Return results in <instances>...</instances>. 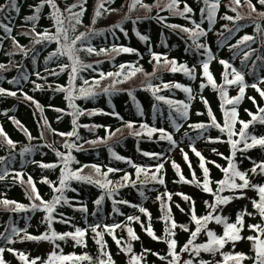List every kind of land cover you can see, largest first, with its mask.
<instances>
[{"label":"trees","instance_id":"16d2710c","mask_svg":"<svg viewBox=\"0 0 264 264\" xmlns=\"http://www.w3.org/2000/svg\"><path fill=\"white\" fill-rule=\"evenodd\" d=\"M101 2L55 0L62 18L81 12L79 5H83L79 23L75 19H64L68 40L65 41L61 34L59 43L36 35L45 31L56 33L51 5L45 4L41 8L39 19L35 22H26L25 17L34 14L41 0H17L19 12L10 7L0 12V23L12 29L9 33L0 28V65L4 66L0 68V88L6 93H16L15 96L0 94V127L15 144L14 147L8 145L0 136V176L4 177L0 179V201H15L27 208L26 211H12L11 205L5 207L0 204V248L5 249L2 254L5 264H25L18 253L28 257V264L36 258H39L37 264H45L53 251L91 258L67 261L65 264H98L100 260H105L107 264L108 257L102 254L90 227L93 225H100L97 231L103 233L104 252L111 256L113 264H131L134 255L141 257L139 264H169L173 260L169 254V239L176 240L178 264L189 260L192 264H201L202 261L206 264H225V255L238 254H243L244 258L228 260L226 264H255V241L248 237L264 239V236L250 229L249 225L264 227V218L253 206L254 200L259 201V194L251 185H264V174L259 169L253 173L251 169L256 163L264 162V147L237 151L232 158L229 137L221 128L224 127L225 112L230 111L233 105L223 103L220 86H224L228 98H234L239 94L240 85L226 84L224 74L227 72L228 79H234L232 71L235 69L244 77L247 87L243 99L236 105L238 116L234 131L238 133L242 128L239 121H250L248 113L258 114V107H264V97L251 87L256 84L264 89V16L261 15L264 4L251 0L255 7L253 11L248 0H240L239 4L233 3V0H209V3L218 2L214 20L210 22L207 13L201 12L207 7L203 0H177L173 9L167 7L171 0H103L101 15L96 16ZM8 3L9 0H0V5ZM73 4L78 6L72 8V13L66 11ZM185 6L193 11L181 15ZM196 24L200 25V29H196ZM33 27L35 33L32 32ZM183 28L190 31H182ZM193 31H202L206 35L194 38ZM82 33L86 35L76 41L77 55L83 65L91 67L80 70L72 82L76 91L70 103L66 99L68 93L58 89L69 88L71 70H62V67L70 65L71 61L59 53L62 45L70 44ZM140 36L148 37L147 41L141 40ZM244 37L251 39L245 40ZM38 38L42 39L41 43H35ZM89 47L95 51H86ZM121 48L135 51L122 52L119 51ZM153 54L161 57L159 63ZM210 56L212 59H209ZM164 58L175 60L178 69L181 65L187 66L193 70L192 75L183 70L170 71ZM222 60L230 67L221 64ZM205 62L209 63L216 88L203 74ZM121 65L125 67L121 69ZM132 66L142 71L129 75ZM177 84L182 87H176ZM80 88L94 94L85 98L78 91ZM184 88L191 89V92H185ZM105 89L108 91L105 92ZM157 96L164 99L158 100ZM183 104L189 106L186 116L182 115ZM209 109L220 127L213 126ZM14 121H19V125ZM128 124L132 127L129 128ZM199 124L206 127H194ZM143 125L163 129L175 143L161 139L159 131L149 136ZM73 131L76 132L74 136L61 135ZM245 131L264 137V124H250ZM137 132L140 135H136ZM232 139H239V136ZM26 147L31 151L25 152ZM243 147V143L238 145V148ZM193 148L204 157L212 192L202 189L204 172L200 167L201 159ZM57 153L63 154V158ZM113 153L124 159H116ZM68 156L72 157L67 161L71 172L81 170L80 175L90 176L101 184L111 182L104 188L97 183L70 179L63 191L67 202L62 200L55 207L51 227L57 233L86 229L84 243L77 245L71 239L55 243L27 240L23 239L24 231H20L19 235L13 234V228L26 230L33 236H40L49 230L48 214L43 210L41 200L50 202L54 196L60 195L54 189L60 186L62 174H66L65 159ZM230 160L239 171L247 174L250 186L235 191L225 189L219 193L224 197L243 198H234L227 204L219 205L214 215L227 217L228 223H235L239 213H251L244 216V227L240 232L243 238L227 242L215 253L201 251L196 255L191 250L192 246L189 251H184V245L196 229L192 220L193 211L197 218L211 212L209 205L215 204L213 193L219 187L217 182L225 179L222 169L228 168ZM173 162L179 165V173ZM42 164L56 166L45 168L41 167ZM160 164L163 168L157 172ZM92 165L97 166L100 172H96ZM138 168L144 171L138 172ZM109 169L116 171L109 172ZM193 173L201 186L192 182ZM181 174L189 183L180 180ZM125 175L129 177L127 180ZM153 175L157 179H153ZM29 178L41 200L29 199L30 195H34L27 183ZM159 179H163L164 183H159ZM235 182L242 183L238 177ZM101 196L103 200L97 205L95 201ZM185 196L190 199H184ZM33 204L40 207L33 209ZM141 207L146 212H141ZM166 216H170L167 222ZM128 217L138 219L129 220ZM173 220L177 224L175 229H171ZM117 224L120 227L114 228L111 233L105 227ZM149 225L157 239L148 234ZM181 226H185L187 231ZM128 228H132L139 238L133 240ZM207 229L223 236L224 226L214 220L208 223ZM166 230L174 232V235L169 236ZM8 238L14 242H9ZM208 241L205 230L198 234L194 244ZM42 244L50 249H43ZM129 244L131 253L125 250Z\"/></svg>","mask_w":264,"mask_h":264},{"label":"snow or ice","instance_id":"6c2138e0","mask_svg":"<svg viewBox=\"0 0 264 264\" xmlns=\"http://www.w3.org/2000/svg\"><path fill=\"white\" fill-rule=\"evenodd\" d=\"M86 2V0H85ZM204 4L207 5V7L205 9H201V12L207 13V19L211 22L214 20L215 17V13H216V9L218 7V2L215 3H209V0H203ZM240 0H233V3L239 4ZM249 2V6L252 8L253 11H255V7L251 4V0H248ZM259 2L261 4H264V0H259ZM45 4L51 5V7L54 9L53 13H52V17L55 21V26H56V33L55 34H51L48 31H45L44 33L40 34V33H36V35L38 37H42V39L44 40H54L57 43H59L60 40V35L63 34V38L65 41L68 40V36H67V30L63 27L64 25V19H75L77 23L80 22V16L83 14V5L80 4L79 7H81V12H77V13H72V8L77 7L78 5L73 4L71 5L68 9H66V11L72 13L71 17L68 18H62L63 14L60 11V9L57 7L55 0H41V3L35 7L34 9V14L33 15H29L27 17H25V21H32L35 22L39 19V13L41 11V8H43V6ZM177 5V0H171V2L168 4V8L169 9H173L175 8ZM103 0L100 3V5L97 8L96 11V16L101 15V11L100 9L103 8ZM12 8L14 9L16 12H19L20 9L17 6V0H9V3L7 5H0V12H4L5 8ZM193 11V9L191 7L185 6L183 12H181V15H184V13H191ZM233 11H235V9H233ZM262 16H264V13H261ZM226 19H232V17H226ZM195 23V22H193ZM171 27L174 28H178L180 26L178 25H171ZM0 28H2L5 32H11L12 29L10 27H8L7 25L0 23ZM196 29H200V25L196 24ZM182 31L185 32H189L190 30L188 28H183ZM32 32L35 33V27H33ZM27 35V33H25ZM86 34H81L80 36L76 37L75 40H72L70 44H64L61 46V51H60V55H65L69 58V60L71 61L70 65H64L62 67V70L64 68H70L71 70V74H70V85L69 88L67 89H63L60 88L58 90L61 91H66L68 93V95L66 96V99L69 100V102L71 103L73 97V92L76 91V89H74V87L72 86V82L76 79V76L78 74V72L84 68L87 67H91L90 65H83L82 62L80 61L78 55H77V49L75 47L76 45V41L77 40H82L85 37ZM137 35H139V33H137ZM200 35H206V33H203L202 31H193L192 32V36L198 37ZM42 39L38 38L35 40V43H41ZM141 40L147 41L148 37L146 36H140ZM245 40L251 39V37H244ZM198 47L203 48L204 45H198ZM86 51H88L89 53L95 51L93 48L89 47L86 49ZM103 51V50H101ZM119 51L122 52H133L135 51L134 49L131 48H121ZM55 55V53L53 54ZM154 59L159 63L161 60V57L159 55L153 54ZM209 59H212V57L210 56ZM164 63L168 66H170V71L172 72H176L178 70H183L186 74H188L189 76L192 75V71L187 68V66L185 65H181L180 69H178L176 67V61L172 60V61H168L166 58H164ZM221 64H224L225 67H230V65L227 64L226 61H220ZM4 67L3 65H0V68ZM125 66L121 65V69H123ZM133 70L131 71V73L129 75H135L136 71H142V69H136L134 66ZM203 74L204 76L207 78L209 84L212 85L213 88H216V84L215 81L211 75V73L209 72V63L205 62L203 63ZM232 74L234 75V79H228V73L225 72L224 77H225V83L228 85H232V84H238L240 85L239 87V94L234 97V98H228L227 96V92L224 90V86L221 85L220 86V93H221V98L223 100V103L229 104V105H233V107L231 108L230 111H226L225 112V123H224V127L221 128V131H226L227 135L229 137L228 142L231 145V149H232V158L234 159L236 156L237 151H245L247 149H251L255 146H261L264 147V137H256L254 135H251L249 133H247L245 130H247L250 126V124L253 123H260V124H264V107H258V114H253L251 112H249V116L251 117L250 121H239V123L242 125L241 130L237 133L234 131V125L237 122V110H236V105H238L241 100L244 97L245 94V88L247 87V85L244 84V77L241 73L236 72L235 69H233ZM108 75H113L112 73H109ZM115 75L119 76L120 73H116ZM194 78V77H193ZM85 84L88 83V81H84ZM176 87H182L181 85L177 84L175 85ZM205 85H201V87H204ZM251 87L256 88V90L259 92L261 97H264V89H261L259 87H257L256 84L251 85ZM80 92V94L82 96H84L85 98L92 96L94 93L90 90H87L85 88H80L78 90ZM108 90L105 89V92H107ZM185 92H191V89L189 88H184ZM0 94H8V95H12L15 96L16 93L15 92H7L6 90L3 88H0ZM27 99L31 100L32 97H26ZM158 100L160 99H164L163 97L157 96L156 97ZM253 99V103H255L254 98ZM169 104L173 103L172 101H167ZM182 103V102H180ZM205 103H207V101H205ZM72 107H76L74 104L71 105ZM37 107H40L39 104H37ZM188 105L187 104H183V109L184 111L182 112V115H187V109H188ZM223 107V104H222ZM57 111H59V109H57ZM177 111H179V109H177ZM209 114L211 116V110L209 109ZM212 122H213V126L215 127H220V125L216 124L215 122V117L211 116ZM16 124L19 125V121H14ZM73 123L75 124V120L73 121ZM129 128L132 127L131 124L127 125ZM142 127L146 128L148 131V135L151 136L154 132L159 131L161 133V139H167L169 141H171L173 144L175 143V141L172 140V136L170 134L165 133V131L163 129H156L154 127L149 128L147 125H143ZM194 127H198V128H205L206 126L204 124H199V125H195ZM26 131V130H25ZM136 135H140L139 132L135 133ZM61 135H68V136H74L76 135V132H70L67 134L61 133ZM239 136V139H232L233 136ZM0 136H3L5 139V142L14 147L15 144L14 142L7 137V134L4 132L3 128L0 127ZM32 137L29 134V139H31ZM250 141V142H249ZM241 143H243L244 147L243 148H238V145H240ZM66 147H75V145H66ZM194 152H196V155L200 157L201 159V165L200 167L203 169L204 172V182L202 184V189L205 192H212V189L209 186L210 181L208 180V175H209V170L207 167H205L204 164V157L198 152L196 151L195 148L192 149ZM25 152H29L31 151V149L29 148H25L24 149ZM58 156H61L63 158V154L61 153H57ZM113 155L115 156L116 159H124L121 156L116 155L115 153H113ZM144 155H157V154H149V153H144ZM72 157L68 156L65 159V172L66 174H62V177L60 179V186L58 188H55L54 191L60 193V195L54 196L53 200L50 202H46L41 200L39 194L36 192L35 186L34 184H32L31 178H29L28 180V184L31 187V191L34 195H30L29 199H36V200H41V205H43V210L47 212V216H46V221L49 224V230L45 233H43L40 236H33V235H29L27 234L26 230H20V229H16L13 228L12 229V233L15 235H19L20 231H24L25 235L23 237V239H27V240H46V241H50L52 243H55L57 240L60 241H64L67 239H71L73 240L77 245H81L84 243L83 241V237L86 235V229H81V228H76L74 232H65V233H57L52 227L51 224L54 220L53 217V213L55 211V207L57 204H60L62 200H64V202H67L64 197H63V191L64 189L67 187V181L70 179H76L79 181H84L87 183H97L98 185H100L101 187L107 188L108 184L111 183L110 181H107L103 184L100 183L99 180L94 181L92 179V177L90 176H84V175H80L78 170L77 172H71L70 170H68L67 168V161L71 160ZM185 159L187 160V154H185ZM129 163H131V161H129ZM56 165H51V164H42L41 167H45V168H51V167H55ZM191 167V165H189ZM87 167V166H85ZM92 167L95 169L96 172H100V169L95 166L92 165ZM173 167L177 170V172H180L179 169V165L175 164V162H173ZM217 167H219L217 165ZM163 168V164H160L157 167V172L160 171V169ZM259 169L261 174H264V162L261 163H256L254 165V167L251 169V171L253 173L256 172V170ZM109 172L112 171H116L115 169H109ZM138 172H143L144 169L143 168H138L137 169ZM222 171H224L225 173V179L218 181V189L214 194L215 196V204L209 205V207L211 208V212L201 218H197L195 215V212L193 211V215H192V220L195 222L196 224V229L194 232L191 233V238L189 239L188 243L184 245V251H189L190 246L191 250L196 254L199 255V253L201 251H205V252H213L215 253L216 251H219V249L223 248L224 245L229 242V241H237L242 239L243 237L240 236V232L243 230L244 227V216L245 215H251V213H247L245 212H241L238 214L237 216V220L235 223H228V218L221 216V215H214V213L216 212V208L219 205H224L229 203L232 199L236 198V199H240L243 198L242 196H237V197H224L221 196L219 193H222L223 191H225V189L228 190H242L245 188H248L250 186V181L247 179V174L244 172H241L238 170L237 165L232 162L230 160L229 162V166L228 168L222 169ZM19 176V174H17ZM239 178L240 181H242V183H236L235 180L236 178ZM3 176H0V179H3ZM129 177L127 175H125L124 179L127 180ZM153 179H157L156 175H153ZM180 180L183 181L184 183H189V181L185 180V178L183 177V175H180ZM21 182L23 183V179L21 178ZM47 182V181H45ZM159 183L163 184L164 180L163 179H159L158 180ZM194 183L197 184V186H201L200 182L198 180H196L195 178V173H193V181ZM251 187H254L257 189L258 194H259V201H253V206L254 208L258 211V214L264 218V185H251ZM169 199H171V196L169 195ZM184 199L189 200L190 197L185 196ZM103 200V196H101L99 199H97L95 201V203L97 205H99L101 203V201ZM126 203V202H125ZM207 203V202H206ZM0 204H3L5 207L11 205L12 211H26L27 208L25 205L23 204H19L15 201H9V200H3L0 201ZM40 205H36L33 204L32 208L33 209H37L39 208ZM82 210H86V209H82ZM141 212H146V209L144 208H140L139 209ZM169 213H170V209H169ZM129 220H133V219H138L135 217H128ZM170 219V216H166V222L167 220ZM215 221L217 224H222L224 226V233L223 236H217L215 232L208 230L207 229V225L209 222L211 221ZM67 223L68 221H62ZM92 228V231L95 233V238H96V243L100 246L102 254L107 256V264H113L112 260H111V256L104 252V243H103V233L97 231V229L100 227V225H93L90 226ZM107 231L109 233H111L114 228H118L120 227V225H114V226H105ZM177 227L176 222L173 220L171 222V229H175ZM184 228V230L187 231V228L185 226H181ZM250 229L256 230L260 233V235L264 236V227H262L261 225H249ZM206 230V234L209 237V241L205 244H194V241L196 239V237L198 236L199 233H201V231H205ZM128 234L131 236V238L133 240L138 239L139 237H137L135 235V233L133 232L132 228H128L127 229ZM147 232L150 236H152L154 239H157V237L154 235L151 226L149 225ZM166 234H168L169 236L174 235V232H170V230H166ZM115 238V237H114ZM9 242H14L11 240V238H8ZM249 240H254V250L256 252V257H255V264H264V239H260L259 237H248ZM169 244V249H170V255L173 257V260L169 262V264H178L179 261V257L175 251L176 249V240L175 239H169L168 241ZM116 243L119 245L120 241L117 240ZM56 247H59V245H56ZM127 252L131 253L132 249H131V245L129 244L128 247L125 249ZM5 251L4 248H0V264H5V261L2 258V254ZM8 251H14L13 249H8ZM19 258L22 261H25V264H28V257L24 254V253H18ZM244 258L243 254H238L237 256H231V255H225L224 260H225V264L228 260H237L239 261L240 259ZM37 259H33L31 261V264H37ZM85 259H91L88 256H75L73 255H62V254H58L56 251H53L49 254L48 260L45 262V264H65V262L67 261H80V260H85ZM161 259H163V257H161ZM141 260V257L139 256H132L131 258V264H139V261ZM98 264H106L105 260H100L98 262ZM185 264H192V261H186ZM201 264H206V262H201Z\"/></svg>","mask_w":264,"mask_h":264},{"label":"rangeland","instance_id":"374dc122","mask_svg":"<svg viewBox=\"0 0 264 264\" xmlns=\"http://www.w3.org/2000/svg\"><path fill=\"white\" fill-rule=\"evenodd\" d=\"M64 27V26H63ZM43 249L47 250L50 249V247L48 248V246L46 244H42Z\"/></svg>","mask_w":264,"mask_h":264}]
</instances>
